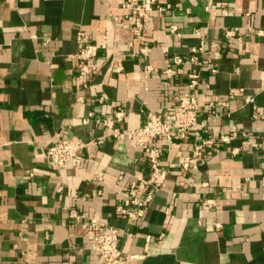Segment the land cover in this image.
Masks as SVG:
<instances>
[{"label":"crops","instance_id":"0c3cea01","mask_svg":"<svg viewBox=\"0 0 264 264\" xmlns=\"http://www.w3.org/2000/svg\"><path fill=\"white\" fill-rule=\"evenodd\" d=\"M123 1L0 0V264H105L91 246V230L72 224L71 209L115 226L121 248L135 256L126 264H264V36L256 34L264 29V0H161L173 9L148 16L138 39ZM229 28H239L241 39L226 38ZM80 30L107 44L95 59L102 71L85 88L76 58ZM203 38L200 117L211 100L235 98L229 116L201 133L234 138L189 170L181 163L193 137L175 140L164 154L167 182L143 218L116 212L118 204L130 207L129 182L150 173L147 156L128 140L106 137L89 145L77 168L59 171L48 162L45 151L58 133L86 141L103 136L102 119L118 105L126 109L128 128L142 126L150 111L166 116L179 106L194 66L186 59L172 79L163 70L173 54L187 57ZM130 41L154 47L149 56L132 57ZM114 62L124 70L110 69ZM149 64L154 71L147 74ZM100 95L107 96L102 104ZM255 105L261 118L253 116ZM157 144L164 148L166 141ZM242 145L234 156L232 147ZM100 171L102 182L95 179ZM212 194L221 206L205 210L202 201Z\"/></svg>","mask_w":264,"mask_h":264},{"label":"built area","instance_id":"2783aa9c","mask_svg":"<svg viewBox=\"0 0 264 264\" xmlns=\"http://www.w3.org/2000/svg\"><path fill=\"white\" fill-rule=\"evenodd\" d=\"M173 4L170 1L161 0H124L121 3V8L124 10V19L132 26L135 38H140L143 31L146 29V18L154 12L165 14L173 9ZM170 32L181 37L182 33L177 24L170 25ZM239 28H229L225 31L226 38L238 36ZM195 34L202 36L200 29L195 30ZM258 36H264V29L256 31ZM241 39L240 36H238ZM106 39V38H105ZM77 41L80 45L76 53L78 64V78L82 86L88 87L90 77L102 71V66L95 63V59L101 50L107 47L106 42L99 44L94 42L91 36L85 31L77 32ZM254 45L252 50L254 51ZM153 45L144 44L136 46L134 41L128 44L127 54L132 57L149 56L153 49ZM206 48V40L203 38L198 46L191 49V53L185 57L180 54H173L170 58L168 66L163 70V73L168 78H175L178 74L179 67L188 59L193 64L192 70L188 73L187 90L183 94L179 106L170 110L166 116H162L156 112L150 111L146 115V121L142 126L137 128H128L123 126L126 120V109L123 105L116 106L114 112L102 119V124L106 130L103 136L92 138L88 141L69 138L62 133H58L55 140L48 146L45 151V156L48 162L57 170H64L68 166L74 168L82 166L87 160L85 156L86 148L93 143H102L105 138H112L119 142L128 140L133 146L147 156L150 173L147 178H137L129 182L128 195L129 205L126 207L123 204H118L116 212L127 220H137L143 218L146 210L154 195L160 191L167 182L168 169L164 165V154L170 152L173 148L175 140L180 143L188 141L193 137V149L188 160L181 163L184 170L196 168L198 160L207 152L216 150L220 146L231 144L234 137L227 133L220 134H203L201 131L209 125V123L217 118L229 116L231 100L235 98V94H230L227 99L222 101L211 100L205 110V115H199V89L202 85L201 68L205 62L203 54ZM163 51L168 53L169 47L163 46ZM122 61V60H119ZM110 69L115 72H122L124 66L121 62H114ZM147 74L154 71L152 65H147ZM213 72L217 68L212 69ZM252 96L248 95V99L252 101ZM79 101H84L82 96L77 98ZM107 100L106 95H100L98 101L102 104ZM257 105L254 107V118H261L257 110ZM93 112L87 116V121L93 117ZM246 137L252 138L249 133ZM164 138L166 146L161 148L157 141ZM260 145L258 142L252 144L253 147ZM243 151L242 146H234L231 149L232 154L238 155ZM104 172H98L95 175L97 181L104 180ZM190 186H195V182L189 181ZM263 200H264V180ZM64 186H60L59 190H63ZM99 194H103V190H99ZM176 192L172 193V197L176 196ZM221 204L216 195L212 194L202 201V207L205 210L219 208ZM69 217L73 225H84L91 230L89 239L91 246L98 252L102 261L105 264H126L134 259L135 256L126 254L120 246L118 239V230L115 226L100 222L97 218L83 217L77 209H71ZM217 228H220V222L216 223ZM132 233H129L131 236ZM143 256V255H142Z\"/></svg>","mask_w":264,"mask_h":264}]
</instances>
